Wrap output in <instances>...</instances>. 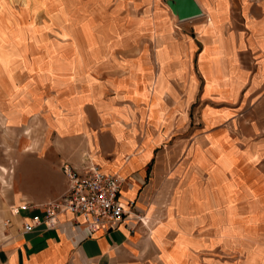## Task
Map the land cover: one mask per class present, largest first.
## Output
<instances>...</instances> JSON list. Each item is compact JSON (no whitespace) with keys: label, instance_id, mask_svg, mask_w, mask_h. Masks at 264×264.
<instances>
[{"label":"crops","instance_id":"crops-1","mask_svg":"<svg viewBox=\"0 0 264 264\" xmlns=\"http://www.w3.org/2000/svg\"><path fill=\"white\" fill-rule=\"evenodd\" d=\"M101 1L107 21H152L136 38L96 30L89 63L76 51L69 65L13 71L8 115L40 114L48 137L18 153L8 204L62 193L61 161L94 163L123 178L146 221L83 235L61 212L56 227L23 232L33 208L11 206L0 264H264V0H197L212 20L178 29L159 0Z\"/></svg>","mask_w":264,"mask_h":264},{"label":"rangeland","instance_id":"rangeland-1","mask_svg":"<svg viewBox=\"0 0 264 264\" xmlns=\"http://www.w3.org/2000/svg\"><path fill=\"white\" fill-rule=\"evenodd\" d=\"M102 3L101 0H0L1 215L4 209L10 210L12 205L8 200L17 191L18 153L25 147L38 146L48 137L47 123L40 114L27 117L22 123L14 122V118L8 115L13 101L20 96L18 90H13V71L19 69L16 74L20 80L23 67L28 64L31 72H37L43 66L56 69L69 65L75 62L76 51L79 53L78 62L89 63L90 49L97 46L95 39L90 37L96 30L103 34L109 27L126 28L129 38H136V32L141 31V22L147 26V22L152 21L151 18H145V21L130 18L107 21ZM159 7L171 13L165 0H159ZM172 15L174 27L178 29L179 19L174 13ZM209 17L212 20V16L206 14L191 19L211 21ZM190 33L195 35L196 32L192 29Z\"/></svg>","mask_w":264,"mask_h":264},{"label":"built area","instance_id":"built-area-1","mask_svg":"<svg viewBox=\"0 0 264 264\" xmlns=\"http://www.w3.org/2000/svg\"><path fill=\"white\" fill-rule=\"evenodd\" d=\"M60 165L67 180V187L62 193L40 204L25 201L11 208L13 212L33 208L21 221L23 232L41 223L56 227L61 212L74 215L71 223L79 226L83 235H89L99 228L113 227L126 216L133 219L132 223H145V213L135 208L133 198L122 197L123 178L118 173L94 163L85 165L82 171L67 161H61Z\"/></svg>","mask_w":264,"mask_h":264},{"label":"water","instance_id":"water-1","mask_svg":"<svg viewBox=\"0 0 264 264\" xmlns=\"http://www.w3.org/2000/svg\"><path fill=\"white\" fill-rule=\"evenodd\" d=\"M165 2L180 20L199 15L202 12L197 0H165Z\"/></svg>","mask_w":264,"mask_h":264}]
</instances>
